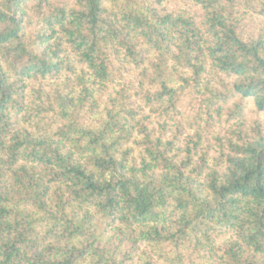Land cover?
<instances>
[{"label": "trees", "instance_id": "trees-1", "mask_svg": "<svg viewBox=\"0 0 264 264\" xmlns=\"http://www.w3.org/2000/svg\"><path fill=\"white\" fill-rule=\"evenodd\" d=\"M262 114L264 0H0V264H264Z\"/></svg>", "mask_w": 264, "mask_h": 264}, {"label": "rangeland", "instance_id": "rangeland-1", "mask_svg": "<svg viewBox=\"0 0 264 264\" xmlns=\"http://www.w3.org/2000/svg\"><path fill=\"white\" fill-rule=\"evenodd\" d=\"M264 114H262V116H263ZM248 116H249V118L251 117V118H253V116H255L253 113H249L248 114Z\"/></svg>", "mask_w": 264, "mask_h": 264}]
</instances>
